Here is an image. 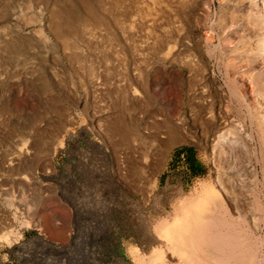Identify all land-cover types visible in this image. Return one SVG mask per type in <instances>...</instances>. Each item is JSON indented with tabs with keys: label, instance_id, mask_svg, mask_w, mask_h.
<instances>
[{
	"label": "rangeland",
	"instance_id": "374dc122",
	"mask_svg": "<svg viewBox=\"0 0 264 264\" xmlns=\"http://www.w3.org/2000/svg\"><path fill=\"white\" fill-rule=\"evenodd\" d=\"M185 1L155 20L165 0L103 1L111 24L129 16L118 41L91 29L70 61L52 0H0V264H212L177 224L215 193L262 259L264 78L246 72L232 92L230 66L243 53L264 66V0ZM114 117L125 142L107 136Z\"/></svg>",
	"mask_w": 264,
	"mask_h": 264
},
{
	"label": "bare ground",
	"instance_id": "6f19581e",
	"mask_svg": "<svg viewBox=\"0 0 264 264\" xmlns=\"http://www.w3.org/2000/svg\"><path fill=\"white\" fill-rule=\"evenodd\" d=\"M103 1L106 0H52L53 4L49 8L48 13L49 31L57 41L63 44V48L70 52L68 56V59L70 61H80L84 57L83 56L81 58V56L77 53V50L79 49V47L84 46V44L87 43V38L90 39L91 29H94L96 31L97 29L100 30L101 35L103 33L105 35L106 40L115 42L118 41L114 37V39L111 38L110 31L115 28L121 29L123 22L121 21L122 19L119 17L129 18V16L128 14H121L115 16L113 17V24H111L103 14V12L107 13L108 10V8L103 7ZM109 1L112 2L113 5L119 7V4H121L123 0ZM186 7L187 5L185 0H165L164 13L161 10H156L157 8L155 4L152 9V11L154 10L155 13H152L150 11L151 15L149 16H151V18L153 17L152 19L154 20L155 18L164 14H166L169 19H171V17L175 18L177 14L178 16H185ZM98 12L100 14H98ZM153 24L154 23L152 22V25ZM103 38L104 37L102 35V39ZM17 47L7 45V52L10 55H14L15 52L19 50H21L22 52V50L24 49H22L21 46H19V48ZM262 58L263 56L261 57L260 53H257L254 56L245 55L243 53L240 54L238 61L232 63V65L230 66L233 74L232 77L230 75V85L232 92L237 89L236 86H238L239 84V78L242 77V74L246 72H248L246 75L249 74V78H251L250 80L254 79L253 81L256 85L258 83L260 84V81L262 80V78H264V66H258L259 69L256 71L253 67V63L258 62V60ZM44 88L45 87L43 85L42 89L44 90ZM55 112L57 113V127H55L54 131L52 132L54 134L58 133L59 131L61 132V129H64L66 125V123L64 124L63 122L64 115H66L65 111L59 108ZM116 117L118 116L116 115ZM113 119V121L111 120V122L108 123V127L106 126V132H108L107 136L111 135L113 137L114 135L123 142L127 141L129 137L127 131L124 129L125 127L123 128L122 123L119 119L115 117ZM164 127L166 128L168 133V137L165 142L166 147L167 145L170 146L177 143V141L181 139V135H179L178 130L175 128L176 125L175 127H173L169 123H165ZM230 180L231 178H228L226 181H228V183L230 182L231 184H233V181ZM215 181V185L217 186L219 192L223 193L225 196H229V194H225L228 193L224 186L225 180H223L221 176H218ZM221 196L223 197V195ZM203 203L205 206H203L202 208H195L192 202L186 205L183 204L184 206L182 207V210L183 208L185 210V221L179 222L177 224L178 227L180 226L182 228V232L185 231L184 233L188 234V240H192L194 242L199 255L203 256L207 263L209 261L214 263L215 261L216 264H262L264 262V252L262 251V259H260L259 261L256 260L257 257L253 253L256 246L255 242H258L259 240H256L255 242L251 240L253 236L255 237V235H253L252 233L249 234V231L247 232V230H245L246 228H244L243 223L245 222L246 216L242 217V214H238L236 219L234 217H231V215L229 216L217 193H215V195L206 196L203 199ZM236 203L238 205V202ZM238 206L235 207V210L240 209ZM252 215L253 214L250 213L251 217ZM243 218L244 222L242 221ZM255 218V222H257V216ZM250 220L251 218L249 219V221ZM174 227L176 228L177 226L174 225ZM250 227L252 228L253 226L250 224ZM158 237L160 239L161 237L163 238L162 234H159Z\"/></svg>",
	"mask_w": 264,
	"mask_h": 264
}]
</instances>
